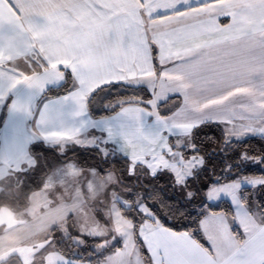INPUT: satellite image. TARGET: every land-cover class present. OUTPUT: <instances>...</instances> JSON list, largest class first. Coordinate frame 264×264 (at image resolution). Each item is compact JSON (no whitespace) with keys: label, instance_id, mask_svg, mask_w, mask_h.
Instances as JSON below:
<instances>
[{"label":"snow or ice","instance_id":"6c2138e0","mask_svg":"<svg viewBox=\"0 0 264 264\" xmlns=\"http://www.w3.org/2000/svg\"><path fill=\"white\" fill-rule=\"evenodd\" d=\"M222 16L230 23L220 24ZM68 70L73 89L38 109L40 137L97 149L122 161L136 184L164 177L175 192L169 203L113 191L110 207L94 208L103 223L97 218L75 239L100 237L96 247L112 249L100 264H264V205L245 195L264 176L243 175L249 163H264V153L241 151L250 137L264 138V0H0V101L12 97L10 113L31 115L32 98L16 94L40 93ZM109 85L125 96L143 85L151 98L133 95L103 105L115 109L109 115L91 117L93 94ZM212 125H223L225 150L205 154L198 138L213 140L203 132ZM5 127L13 141L27 133L19 122ZM222 199L230 211L210 210ZM197 204L192 230L165 226L161 207L187 219ZM53 243L54 236L45 248ZM44 264L74 262L53 252Z\"/></svg>","mask_w":264,"mask_h":264},{"label":"trees","instance_id":"16d2710c","mask_svg":"<svg viewBox=\"0 0 264 264\" xmlns=\"http://www.w3.org/2000/svg\"><path fill=\"white\" fill-rule=\"evenodd\" d=\"M74 85V77L71 72L68 71L65 73V78L62 83L56 86L48 88L41 95V99L52 96L64 95L72 89ZM143 91L133 92L131 88L126 90V96L124 95L125 90L121 88L120 85H109L103 91L98 90L97 93L93 94L91 102L89 104V112L93 117H101L109 115L111 111L115 109H104L102 106L107 104H115L119 100L130 98L133 95L138 97H144L145 99L150 97V90L145 86H140ZM11 97L5 101L2 107V117H5L7 109L9 107ZM175 103H179V100H175ZM3 118H1L2 120ZM223 125L216 126L212 125L205 127L203 129L204 133H207L210 137H214L213 140H208L203 137L198 139L204 140L205 154L215 151L216 153H221L222 150H225V137L222 134ZM246 144L243 145L241 151H247L251 156H259L260 153H264V138L260 136H252L245 141ZM29 152L31 155L36 157L37 165L30 170L18 173V179L8 185L6 188L0 189V206L7 205L14 211H21L26 206H28L30 201L31 194L39 189L42 186L43 180L45 177L52 171V169L60 163L74 159L78 162L79 165L83 167H96L99 172L104 174L108 170L115 169L119 174V180L124 188H132V193H128L127 190L118 188L119 194L128 198L133 196L135 193H150L152 196H158L160 199L165 200V202H171L170 198L175 195V192L172 187L169 186L166 178L162 177L160 180L155 182H149L148 180H141L139 184H136L134 178L127 176L126 171L124 170V164L122 161L115 159L102 160L101 156L96 154L93 149H83L75 148L71 149L67 153H59L56 146H49L43 141H37L33 143ZM96 156L98 157L96 160ZM220 169H217L219 173ZM245 176H255L260 175L264 176V163L253 164L249 163L246 166ZM206 177L202 178V182L206 180ZM246 189L248 187H245ZM245 195L249 196V202L252 203L253 198L256 201H260L264 205V185H261L257 189H247ZM231 204L227 199L221 200L219 203H215L212 206V209L217 212L220 211H230ZM202 211L200 206L193 205V214L191 218L187 219H173L171 216L167 215V211L160 208L161 216L166 217L163 221L165 226L171 227L174 231H184L186 228L192 230L195 225L192 223L196 219L198 212ZM103 221V217L101 218ZM237 231L239 229L237 228ZM54 236L53 246L57 251L65 254L69 259L73 260H91L92 264H96L98 261L103 259L109 251H112L111 248H106L104 251L99 250L96 245L100 242V237H90L83 236V243L78 244L75 240L76 237L80 236V233L76 229H71L68 234H65L60 231L59 228L55 227L52 229L51 239ZM197 238L207 246L208 242L202 235H198ZM122 246L117 244L116 247ZM147 255V252H145Z\"/></svg>","mask_w":264,"mask_h":264},{"label":"rangeland","instance_id":"374dc122","mask_svg":"<svg viewBox=\"0 0 264 264\" xmlns=\"http://www.w3.org/2000/svg\"><path fill=\"white\" fill-rule=\"evenodd\" d=\"M83 148L93 149L96 154L101 156L97 149ZM69 151L70 149H62L59 153L64 154ZM97 158L98 157L96 156V160ZM101 158L103 161L105 160L102 156ZM74 162L75 161H72L70 163L75 164ZM36 165V157L33 155L30 157L28 155L20 164L15 165L13 170L6 175V178H2V181H0V189L6 188L8 185L14 183L19 177V175L17 176L19 172L22 173L30 170ZM57 171H60V169ZM66 172L70 175L69 171ZM60 175H62L60 172L54 173L49 179H45L47 181L46 185L42 189H37L31 194L28 206L22 209L21 212L15 213L7 205L0 206V234L4 232L0 236V238H2L0 240V261H2L3 264H44L46 256L53 252H59L53 244L45 248V245L49 241L46 239V236L53 228L57 227L61 232L69 233L71 229H76L77 231H80L81 229H90L96 223L97 218L103 223L101 220L103 212L99 211L94 213L93 209L110 207L111 193L113 191L121 196L118 191V188L122 187L119 180V174L117 173V170L112 169L108 170L101 176L99 174L96 175V180L99 179L101 182L96 183L94 187L97 196L94 193L96 197L91 198L90 201L85 202L81 206H77L76 201L72 199L70 195L65 193L48 197L45 190L47 185H51L52 182L61 184L62 178ZM72 176L73 175L65 176V178L68 179L71 177L72 179ZM249 177L262 176L255 175ZM67 189H71V187ZM121 189L127 190L128 188L122 187ZM87 197L88 195L85 197V200ZM101 200L103 201V204L99 203ZM220 201L216 203H219ZM68 212H73L74 215L71 218H67ZM5 236H10L8 243H5L3 239ZM76 242L82 244L83 239L79 241L76 240ZM99 250L104 251L105 249ZM110 254L111 251L106 253L105 257ZM105 257L96 264H100ZM70 260H72L74 264L75 262H81L80 260ZM82 262L83 264H92L91 260H83Z\"/></svg>","mask_w":264,"mask_h":264},{"label":"crops","instance_id":"0c3cea01","mask_svg":"<svg viewBox=\"0 0 264 264\" xmlns=\"http://www.w3.org/2000/svg\"><path fill=\"white\" fill-rule=\"evenodd\" d=\"M219 23L220 24H227L230 23V18L229 17H219ZM17 63L20 65L22 69L25 71H28L27 65L24 63L23 59H20L17 61ZM157 66L159 67V64L157 62ZM70 71V70H68ZM61 82L55 83V84H50L48 85L42 92L40 93H35L31 92L26 89H21L16 95H18L22 99H31V107H32V114L26 117H21V116H16L10 113V105L11 101L9 104V107L7 109L5 117H2V107L5 103L6 100L0 101V181H2V178L5 177L6 175L13 170L15 165L20 164L25 157L28 155L31 157V154L29 152L30 146L37 142V141H43L45 144L49 146H56L59 151L62 149H75V148H83L80 145L70 143V142H65L64 144L52 142V141H45L40 137V132L41 129L37 127V120L39 118V111L38 109L42 107V105L46 102H51L55 101L57 99L63 98L65 95L68 94V92L64 95H59V96H52V97H46L41 99V95L43 92H45L48 88L52 86L59 85ZM74 84H75V79H74ZM143 86V85H142ZM74 87V85H73ZM72 87V89H73ZM146 87V86H145ZM150 90V89H149ZM151 91V90H150ZM11 97V96H10ZM12 100V97H11ZM89 115L93 117L90 112ZM1 118H3L1 120ZM93 118H99V117H93ZM6 122L12 123V122H19L22 123L24 127L27 128V133L21 137H19L17 140L13 141L11 138V135L8 136V132L6 130ZM47 131L50 133L51 128L47 129ZM30 134V135H29ZM89 132H85V135H89ZM258 136V135H257ZM84 149V148H83ZM75 161V165L82 169L79 175H73L72 179L69 177L68 179L65 178V176H70L67 174L66 171L68 168L66 167L70 162ZM66 167V168H65ZM90 168H96V167H83L78 164V162L74 159H71L69 161L57 164L52 171L45 177V179H49L54 173H59L62 174L60 175L61 179V184L57 182H52L51 185H47L46 187V195L51 197V195H61V193H65L70 195L72 199L76 201L77 206H81L85 202L90 201L91 198H95L97 196V193L95 189L93 190H88L87 184L89 181H91L95 187L96 183H101L98 180H96V176L93 177L92 174L90 173ZM60 169V171H57ZM100 176L103 174H99ZM59 177V178H60ZM65 178V179H64ZM43 180L42 186L39 189H42L47 181ZM64 179V180H63ZM71 189H67L70 188ZM56 190V191H54ZM54 192V193H53ZM95 193V195H94ZM88 195V197L85 200V197ZM14 211V210H13ZM22 211V210H21ZM21 211H14L15 213L21 212ZM26 225V224H24ZM4 230V229H3ZM240 231V229H239ZM4 233V232H3ZM1 233L0 236L3 234ZM51 232L46 236V239L51 240ZM2 238H0L1 240ZM5 243H8L10 240V236H5L3 237ZM45 239V240H46Z\"/></svg>","mask_w":264,"mask_h":264}]
</instances>
